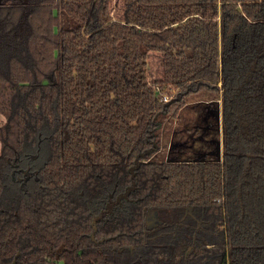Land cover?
<instances>
[{
  "label": "trees",
  "instance_id": "1",
  "mask_svg": "<svg viewBox=\"0 0 264 264\" xmlns=\"http://www.w3.org/2000/svg\"><path fill=\"white\" fill-rule=\"evenodd\" d=\"M111 8L0 0V264H264V0ZM202 93L222 161L165 159Z\"/></svg>",
  "mask_w": 264,
  "mask_h": 264
},
{
  "label": "rangeland",
  "instance_id": "2",
  "mask_svg": "<svg viewBox=\"0 0 264 264\" xmlns=\"http://www.w3.org/2000/svg\"><path fill=\"white\" fill-rule=\"evenodd\" d=\"M124 0H112L111 15L113 20L124 19ZM148 80H158L163 77L162 56L159 52L152 51L147 59ZM161 87H158L160 92ZM162 90V89H161ZM163 91L162 95L170 98L173 94V88ZM213 95V94H211ZM189 105L187 108H192L195 120L193 129L185 134L182 130L178 131L176 127L179 125L176 120L170 129L160 131L162 145L165 153V159L170 160H214L221 161L223 157L222 150V96H210L202 93L190 96L187 98ZM182 118L188 115L189 111H180ZM182 121V119H181ZM222 130V132H221ZM224 134V132H223ZM182 137H185L184 140ZM210 139V140H209ZM169 147V148H168ZM150 225H154L156 215L152 214L148 219Z\"/></svg>",
  "mask_w": 264,
  "mask_h": 264
},
{
  "label": "water",
  "instance_id": "3",
  "mask_svg": "<svg viewBox=\"0 0 264 264\" xmlns=\"http://www.w3.org/2000/svg\"><path fill=\"white\" fill-rule=\"evenodd\" d=\"M134 177H135V176H134V174H133V176H132V180H134ZM135 189H136V186H135L134 181H133V182H132V186H130L129 188H127L126 191H125L124 193H121L120 196H118V197L116 198L115 201H110V202L108 203L107 209L104 210V211L102 212V214H101L99 217L95 218L94 222H99V221H101V220L103 219V216H104L107 212H108V213L111 212L113 206L119 204L120 201H121L122 199H128L129 196H130V194H131Z\"/></svg>",
  "mask_w": 264,
  "mask_h": 264
},
{
  "label": "built area",
  "instance_id": "4",
  "mask_svg": "<svg viewBox=\"0 0 264 264\" xmlns=\"http://www.w3.org/2000/svg\"><path fill=\"white\" fill-rule=\"evenodd\" d=\"M161 100H162L163 102H169L170 99L167 98L165 95H162Z\"/></svg>",
  "mask_w": 264,
  "mask_h": 264
},
{
  "label": "flooded vegetation",
  "instance_id": "5",
  "mask_svg": "<svg viewBox=\"0 0 264 264\" xmlns=\"http://www.w3.org/2000/svg\"><path fill=\"white\" fill-rule=\"evenodd\" d=\"M222 108H223V100H222ZM223 118V115H222ZM224 135V134H223ZM222 150H223V139H222ZM223 154H224V150H223ZM223 158V157H222ZM222 161V160H221Z\"/></svg>",
  "mask_w": 264,
  "mask_h": 264
},
{
  "label": "crops",
  "instance_id": "6",
  "mask_svg": "<svg viewBox=\"0 0 264 264\" xmlns=\"http://www.w3.org/2000/svg\"><path fill=\"white\" fill-rule=\"evenodd\" d=\"M183 109H186V107H184ZM221 132H222V130H221ZM222 135H223V132H222ZM222 139H223V136H222ZM169 148V147H168ZM223 155V154H222Z\"/></svg>",
  "mask_w": 264,
  "mask_h": 264
}]
</instances>
